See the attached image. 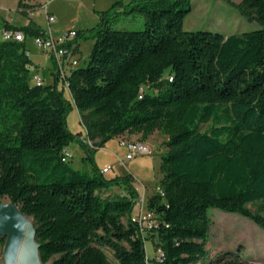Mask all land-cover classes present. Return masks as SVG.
<instances>
[{"label":"trees","instance_id":"1","mask_svg":"<svg viewBox=\"0 0 264 264\" xmlns=\"http://www.w3.org/2000/svg\"><path fill=\"white\" fill-rule=\"evenodd\" d=\"M191 4L117 0L101 11L75 40L94 43L88 64L67 76L72 100L58 72L34 83L26 42L0 41V199L33 218L43 264H147V239L164 252L155 264L201 263L209 257L210 207L264 228V0L240 3L262 27L229 35L184 29ZM137 14L143 27H116ZM7 28L44 32L34 20ZM73 107L94 147L69 129ZM157 131L168 136L161 190L147 200L158 224L143 234L132 218L133 175L106 176L92 148ZM73 140L87 148L83 168L64 160ZM115 186L125 194L112 196ZM4 245L0 237V255ZM215 264L264 263L236 255Z\"/></svg>","mask_w":264,"mask_h":264},{"label":"rangeland","instance_id":"2","mask_svg":"<svg viewBox=\"0 0 264 264\" xmlns=\"http://www.w3.org/2000/svg\"><path fill=\"white\" fill-rule=\"evenodd\" d=\"M117 0H0V41L6 40L3 30L8 29L7 24L23 26L28 19L34 20L39 25L48 26L46 4L50 11L59 17V23L66 27H91L95 19L100 17V12L108 9ZM128 2L130 0H124ZM241 0H192L191 9L184 18L183 27L186 30H211L229 35L249 31L262 27L254 13H248L240 7ZM55 24V23H54ZM144 17L140 14L122 16L116 23L118 28L136 29L143 27ZM84 29V28H81ZM82 58L79 65L86 66L93 48V39H81ZM27 48L33 57L46 70L52 71L45 78L51 80L56 66L52 58L33 42V36L27 35ZM47 54V56L45 55ZM80 56V54H79ZM71 67H68V72ZM33 72H37L35 68ZM40 71V70H39ZM51 76V78H50ZM44 83H48L47 80ZM65 96L72 100L68 90ZM68 127L74 133H80L81 137L87 136V129L82 115L76 107H73L67 117ZM210 124H203L201 128L207 129ZM126 137L113 138L105 146L92 148V154L99 166L109 164L110 170L106 176L126 175L131 173L134 177L135 187H147L146 195L149 197L157 190L161 174L159 164L161 155L166 151L165 140L168 136L162 132H154L145 141L148 152L137 154L134 158H127V148L120 144V140H140V134H125ZM89 146V145H88ZM90 148V147H89ZM69 159L76 168H83V157L87 155V148L80 141L73 140L68 146ZM110 194L123 195L124 188L115 186ZM1 202H8L4 196ZM252 211H256V204H249ZM209 214L211 225L209 231V257L198 264H215L224 258L238 255L247 260L264 263V228L252 219L238 212L223 211L217 207H210ZM264 214V213H263ZM127 220V217L124 218ZM149 255H153L154 246L150 239L145 241ZM110 257L116 263L112 253ZM0 264H6L4 254L0 255ZM45 264H51L48 261Z\"/></svg>","mask_w":264,"mask_h":264},{"label":"built area","instance_id":"3","mask_svg":"<svg viewBox=\"0 0 264 264\" xmlns=\"http://www.w3.org/2000/svg\"><path fill=\"white\" fill-rule=\"evenodd\" d=\"M46 13L48 27L44 28V32L33 36V42L52 58L56 66V72H58L60 78L64 80V86L66 90L70 92L67 76L74 68L79 66L81 61L79 52H75V44L77 43L75 40L78 36L79 30L76 28H68L55 33L51 27V24L56 20V16L54 14H50L47 11V4ZM2 32L6 40L26 42L27 35L23 30L4 29ZM68 67H71L69 72L67 71ZM33 81L36 84H43V75L40 72L34 73ZM81 138L84 143L88 144L90 147H94V142L88 136ZM120 141L121 145L127 148L128 152L126 157L129 159L134 158L137 154L148 152L145 141L135 139ZM69 157L70 153L67 152L64 160H68ZM110 168V165L106 166L102 169V172L106 173L110 170ZM136 189L139 192V197L136 200L132 218L138 223L141 232L146 234L148 229H152L153 227L157 226L158 221L154 212L149 210L147 207V187L143 184L141 188L136 187ZM157 190H161L160 186L157 187ZM146 252L148 260L147 264H155L156 261L163 260L164 252L161 248L155 249L153 255H149V251L146 247Z\"/></svg>","mask_w":264,"mask_h":264},{"label":"water","instance_id":"4","mask_svg":"<svg viewBox=\"0 0 264 264\" xmlns=\"http://www.w3.org/2000/svg\"><path fill=\"white\" fill-rule=\"evenodd\" d=\"M0 237H5L6 264H43L33 218L10 199L0 200Z\"/></svg>","mask_w":264,"mask_h":264},{"label":"crops","instance_id":"5","mask_svg":"<svg viewBox=\"0 0 264 264\" xmlns=\"http://www.w3.org/2000/svg\"><path fill=\"white\" fill-rule=\"evenodd\" d=\"M53 1V0H52ZM47 11L50 13V14H54L55 16H56V20L51 24V27H52V29H53V31L55 32V33H58V32H60V31H63V30H65V29H68V28H76V29H81V28H89V27H66L65 26V24H62V23H59V17L54 13V12H52V11H50V9H49V4L47 3ZM94 17H95V19H94V21H93V25H95L96 23H98L99 21H100V17L99 16H97V15H94ZM30 20L31 19H28L27 20V23H25L24 25H26V24H28L29 22H30ZM48 21V20H47ZM48 23V22H47ZM55 23V24H54ZM93 25H90L91 27L93 26ZM43 27H44V25H42ZM48 27V26H47ZM46 28V27H45ZM81 43H82V41H77V43L75 44V52H79V54H80V56H81V58H82V54H81ZM27 52H28V55H29V57L32 59V61H33V65H34V67L33 68H35V70H38L37 72H40L42 75H43V78H44V80L46 79L45 77L47 76V75H50V73L52 72L51 70H50V72L49 73H46V70H45V68L40 64V63H38V61L35 59V57H33L32 56V54H31V52H30V49L29 48H27ZM46 56H47V54H45ZM48 57V56H47ZM40 70V71H39ZM54 77V76H53ZM53 77L51 78V76H50V78H51V80L49 79V80H47L49 83L50 82H52L53 81ZM70 93V92H69ZM71 94V93H70ZM125 137H126V135H124ZM116 138H118V140L119 139H121L122 137L121 136H117ZM146 141V140H145ZM108 142H106L105 143V145L107 144ZM121 144V143H120ZM104 145V146H105ZM125 147V146H124ZM98 165V164H97ZM99 166V165H98ZM106 166H109V164H105V165H103L102 167L101 166H99V168H101V169H103L104 167H106ZM112 177V176H111Z\"/></svg>","mask_w":264,"mask_h":264}]
</instances>
